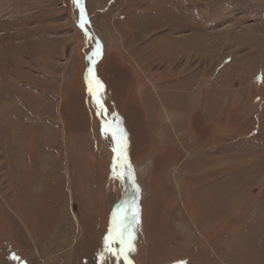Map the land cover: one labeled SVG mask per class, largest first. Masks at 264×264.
Listing matches in <instances>:
<instances>
[{"label": "rangeland", "instance_id": "obj_1", "mask_svg": "<svg viewBox=\"0 0 264 264\" xmlns=\"http://www.w3.org/2000/svg\"><path fill=\"white\" fill-rule=\"evenodd\" d=\"M81 7L0 0V264H264V0Z\"/></svg>", "mask_w": 264, "mask_h": 264}, {"label": "snow or ice", "instance_id": "obj_2", "mask_svg": "<svg viewBox=\"0 0 264 264\" xmlns=\"http://www.w3.org/2000/svg\"><path fill=\"white\" fill-rule=\"evenodd\" d=\"M73 2L80 9V23H81V26L83 27L84 23H85L86 13H85L84 8L81 7L82 0H73ZM99 47L100 46L97 45L98 50H99ZM88 71L90 74L89 83L90 84L93 82L95 83L96 88H97V93H98L100 90L103 89V85H102L101 81H99L98 79L95 78V76L92 73L91 68H89ZM89 91L92 92V89L90 88ZM105 112H106V109H105L103 103L98 101V115H103ZM104 131L107 132L108 128L105 127ZM112 135H113V137H115L116 132L113 131ZM114 151H115V149H114ZM128 168L130 169V166H128ZM125 175H127L129 178L133 179V182H134V177L132 176L130 170L127 171L125 173ZM124 220H125V217L116 215V217L114 219V223L116 225L115 234H113V232H111V231L108 233V235L104 239V247H105L106 251L109 252L113 257L122 258L124 261H127V264H131V261L128 258V253L135 250L133 243H132L134 237L131 235V233H129L127 244H126V246H123V245H125V240L123 238L122 231H120V227H121V225L124 224ZM115 241H119V243H120V245H122V247L114 248L112 245ZM101 255H103V253Z\"/></svg>", "mask_w": 264, "mask_h": 264}, {"label": "crops", "instance_id": "obj_3", "mask_svg": "<svg viewBox=\"0 0 264 264\" xmlns=\"http://www.w3.org/2000/svg\"><path fill=\"white\" fill-rule=\"evenodd\" d=\"M165 122V121H164ZM217 161H219V160H217ZM214 165H216L217 163H213ZM127 166H129V165H127Z\"/></svg>", "mask_w": 264, "mask_h": 264}]
</instances>
